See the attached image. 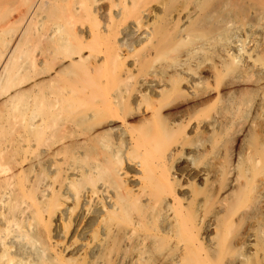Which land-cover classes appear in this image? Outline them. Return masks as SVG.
<instances>
[{
    "label": "bare ground",
    "instance_id": "obj_1",
    "mask_svg": "<svg viewBox=\"0 0 264 264\" xmlns=\"http://www.w3.org/2000/svg\"><path fill=\"white\" fill-rule=\"evenodd\" d=\"M264 0H0V264H264Z\"/></svg>",
    "mask_w": 264,
    "mask_h": 264
},
{
    "label": "rangeland",
    "instance_id": "obj_2",
    "mask_svg": "<svg viewBox=\"0 0 264 264\" xmlns=\"http://www.w3.org/2000/svg\"><path fill=\"white\" fill-rule=\"evenodd\" d=\"M253 136H260V137L264 138V131L262 130V128L260 126L256 127L254 129V131L252 132L250 138H248V139H251V137H253Z\"/></svg>",
    "mask_w": 264,
    "mask_h": 264
}]
</instances>
